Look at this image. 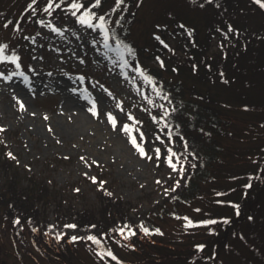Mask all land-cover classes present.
<instances>
[{"label": "rangeland", "instance_id": "1", "mask_svg": "<svg viewBox=\"0 0 264 264\" xmlns=\"http://www.w3.org/2000/svg\"><path fill=\"white\" fill-rule=\"evenodd\" d=\"M28 2L29 0H0V41L6 40L13 47L19 44L22 63L31 64L40 73L39 77L33 76L34 90H38L34 97L25 91L27 84L23 82V77H13L11 81L0 83V123L7 125L0 131V145L5 148L4 155L11 159L25 176L36 177L50 187H63L67 190V196H70L73 206L90 203L95 193L97 194L94 189L96 185L82 174L88 171L89 176L96 175L99 179L107 181L106 185L114 193L113 197L131 207L129 217L136 221L147 219L151 223L149 227H160L162 235L137 231L133 238L136 245L134 248L129 247V243L126 245L124 238L117 240L118 233H110V236H115L116 239H110L107 243L125 264H203L194 262L195 259L191 258L200 251L195 249L194 245L208 242L210 235H216L217 229L224 230L227 223L217 221L215 224H209V227L216 229L215 232H209L207 225L187 226L184 216L193 219L212 216L214 219V216L232 215V205L217 202L239 199L231 179L224 176L227 174L226 170L230 167L235 169L236 166L248 170L252 167L251 164L255 163L252 157L256 153H264V71L258 73V77L262 78V86L259 89L257 86H251L246 92L252 102L259 101L257 105L245 110L242 104L235 102L234 109L227 114L230 124L234 126L228 130L234 135L221 139L227 149L222 153L223 163L219 165V170L215 173L209 172L210 176L200 184L199 194L192 197L188 206L174 209L169 204L164 212L160 208L161 204L172 197L178 188L170 191L168 195H164L161 189H170L176 179L181 180L182 186L187 178V167L186 178L177 176L175 172L169 176L170 169L164 163L163 157L159 165L154 163L155 157L152 161L139 157L125 133L113 130L105 121L92 117L84 107L88 102L83 99L91 92L98 97L102 110L116 112L122 122L128 119V112L133 113L137 120L143 121L136 127L143 129L148 141V151L151 153L157 145L161 146L162 150L166 147L163 141L155 139L160 131L156 121L152 119L154 113L145 111L148 101L144 99L142 92L146 91L149 96L155 97L151 86L142 80L134 69H126L131 79L122 74L125 69L117 68V71L113 72L115 65H112L111 59H119L116 53L103 49L102 44H93V39L101 40L102 37H98L91 29L85 32L86 26L77 24L75 18L66 10H55L51 18L57 26L68 25L64 35L51 32L42 25L38 32L42 35H31L32 27L24 23L22 16ZM43 2L44 0H41V6ZM113 3L114 0H107L102 10L106 11ZM202 3L204 7L200 6ZM220 5L221 7H216V0H196L195 3L193 0H143L125 40L132 42L139 49L137 58L151 73L152 66L157 62L149 57V49L153 48L150 40L152 32L156 31L155 24L179 20L192 25L203 20L205 15H213L215 20L224 18L228 23L233 22L238 27L248 28L257 46L260 47L263 43L252 55L264 59V9L253 0H220ZM44 15L43 12L39 13L41 18H44ZM117 17H120L117 13L112 14L113 20ZM5 19L20 22L23 31L14 33L12 25L4 28ZM125 19L123 16L122 23ZM77 32H80L79 36L75 35ZM25 36L33 37L35 42L26 40ZM171 40L169 42L172 47L175 40ZM214 43L215 39H212L211 49H215ZM56 47L61 51L57 52ZM157 47L160 48L159 42ZM98 48L102 51H97ZM141 48L145 49L144 52ZM73 52L84 56V63L77 61L72 55ZM39 56H43L44 60H39ZM59 56H64L65 59L59 60ZM33 57L37 59L34 60ZM41 64L44 65L43 70L40 68ZM3 67H7L9 72L19 71L11 64H5ZM3 67H0V70H3ZM24 70L32 75L31 69ZM49 71L52 72L51 76L47 74ZM78 72L84 73L86 78L83 81L75 75ZM137 83L140 84L142 92L137 91ZM72 87L79 88L80 92H71ZM105 89H111L116 99L112 100ZM12 90H16L18 94L23 93V98L28 104L26 111L14 106ZM121 99L124 101V112L116 109V103ZM141 104L144 105L143 108L140 107ZM237 106L239 107L236 108ZM61 107L63 112L58 110ZM73 107L76 111L72 110ZM33 112L35 115L31 114ZM45 112L48 114L47 120L43 117ZM69 116L72 117L71 120L68 119ZM48 124L52 126L51 132L46 127ZM174 147L176 150L179 147L177 141ZM7 151H12L14 158L7 156ZM85 153L86 159L92 157L98 159L99 163L92 164L90 169L86 168L79 159ZM89 162L91 163V160ZM28 165H31V168ZM156 177L166 183H157ZM73 188H80L81 191L74 192ZM39 207L37 218L32 221H29L27 216L22 217L23 228L12 222L15 215L4 213L1 209L0 264H100L96 253L89 247V241H71L70 246L68 242L63 247H58L52 236L44 232L46 225L59 224L56 222L55 213L52 212L53 206L48 205L43 209ZM173 212L177 215L173 216ZM260 213L249 223L245 219L235 233L230 231V254L225 257V253L221 252L219 258H213L211 264H264V210ZM33 228L37 230L33 231ZM67 233L84 235L86 231L78 227L67 229ZM246 235L251 237L252 242ZM254 250L258 254H255ZM112 264H119V261H112Z\"/></svg>", "mask_w": 264, "mask_h": 264}, {"label": "trees", "instance_id": "2", "mask_svg": "<svg viewBox=\"0 0 264 264\" xmlns=\"http://www.w3.org/2000/svg\"><path fill=\"white\" fill-rule=\"evenodd\" d=\"M106 2L107 0H103V6ZM137 10L138 7L133 3L129 6V11L124 13L126 19L123 23L116 25V27L114 25L121 38L125 39L129 28L133 26L132 23L135 20L134 16ZM39 13L41 12L37 13L38 16ZM29 14L23 11L22 16L24 23L32 27L33 33L31 35H35L40 31L41 25L36 23L35 17L31 21L26 19ZM117 19L122 21V17H117ZM164 23L168 25V28L160 30L162 35L170 45V39L175 40V44L170 48H165L159 44L160 49L157 47L158 41L151 36L150 41L153 43V48L149 49V57L155 59L156 56H161L166 65L161 67L157 61L152 66L151 73L163 82L164 88L174 97L172 103L179 108V119H176L177 114H174L171 118L173 127L171 129L165 128L162 134L172 131L179 145L177 151L183 152L188 157V163L185 164L188 172L185 183L172 195L175 199L170 197L161 204L160 208L165 212L169 204L174 209H178L180 206H188L192 197L199 194L200 184L210 176L209 172L215 173L219 170V165L223 163L221 160L222 153L227 149L222 144L221 139L233 134L228 130L234 126L230 124L231 121L227 114L234 109L235 102L242 105L247 103L250 106H255L259 102H252L246 92L251 86H257L258 89L262 86L260 85L262 78L258 77V73L264 71L262 69L264 59H260L258 55L257 57L252 55L258 51L263 43L260 47L257 46L256 41L251 38L248 28L237 26L240 29L239 35L234 31H229L228 36H224L220 31V28L227 30L228 22L224 18L215 20L213 15L209 17L205 15L203 20L197 21L195 24L184 23L186 28L180 27L181 22L179 20L165 21ZM188 30H194L191 37L187 35ZM212 39H215V49H211ZM131 44L133 45L132 42ZM135 48L138 54L139 49ZM140 50L144 52L145 49L141 48ZM129 58L131 62L130 54ZM193 65L197 66L195 71ZM221 72L225 77L223 80L220 78ZM153 99L156 103L162 102L159 97L155 96ZM163 103L167 104V102ZM147 109L150 114L162 113V110L154 108L149 103ZM156 123L158 131L161 132V129L165 127L163 122L158 123L156 121ZM201 128L204 129V132L200 131ZM181 132L190 142L188 149L182 148ZM191 152H195L197 155L191 156ZM0 153V211L2 209L4 213L13 216L19 214L23 218L30 216L33 220L37 218L36 213L40 208L39 206L43 209L52 205V212L55 213L56 222L59 223L55 230H63L66 234H68L67 229L63 228V225L70 221H75L82 228H84L83 225L89 223L96 224L98 230L107 231L121 224V218L133 222L139 231L140 221L128 216L131 207L126 206L121 200L107 196L95 186L94 189L97 194L95 193L94 199L90 203L73 206L70 196H67V190L63 187H50L36 177L25 176L20 173L14 162L4 155L5 148L1 145ZM252 159L255 163H252V167H249L248 170L236 166L235 169L228 168L227 174H224L231 179L235 194L239 198L237 202L242 206L241 214L237 216L235 209L231 210L232 215L229 216L231 221L226 224L224 230L217 229L216 235H210L209 244L206 241L203 242L207 249H205V253L204 250L198 251L195 254L194 262L211 264L213 258H219L221 252H224L225 257H227L231 252L228 248L229 237L232 235L230 231L235 233L248 215L255 217L257 213L264 210V153H256ZM192 164H195V167H192ZM253 172L257 175L249 176V173ZM249 180L252 181V187L245 189L244 185ZM201 219H212V216L201 217ZM144 222L147 226H151L147 219ZM247 223H249L248 219ZM85 231L93 230L85 229ZM246 237L252 242L249 235ZM133 238L134 236L125 240L126 245L128 243L135 244ZM52 239L55 240L54 242L58 247H63L68 242V246H70L71 243L67 237L56 240L52 236ZM109 240L107 242H110ZM117 240H122L119 233ZM257 249L261 250L262 248ZM213 252H216L217 255L212 256ZM254 253L258 254L256 250ZM205 256L209 257V260L205 259ZM252 260L255 261V259Z\"/></svg>", "mask_w": 264, "mask_h": 264}, {"label": "snow or ice", "instance_id": "3", "mask_svg": "<svg viewBox=\"0 0 264 264\" xmlns=\"http://www.w3.org/2000/svg\"><path fill=\"white\" fill-rule=\"evenodd\" d=\"M143 0H114V3L106 10H102L103 6V0H44L42 6H41V0H29L27 3V6L23 9L25 13H30L26 19L32 20L33 17L36 18V23L39 25L44 26L47 29H50L51 32L64 35V30L68 28V25L63 26H57V23H54L52 21V17L54 15V11L57 9L66 10L68 14H70L72 17L75 18V22L81 26H86L84 28V31L87 32L89 29L93 30L98 37H102L101 40L93 39L91 42L93 44H102L103 49L110 50L111 52L116 53V55L119 57L118 60L111 59V57H108L111 59L112 65H115L113 67L112 71L116 72L117 68L119 69H125L123 71V75L127 77L128 79H131V77L128 74V71L126 69H134L136 73L139 74V76L142 78V80L149 83L151 86L152 92L154 93V96L159 97L162 101L161 103H156V101L153 99V97L149 96L146 91L142 92V89L140 87V84H136V89L138 92H142L144 99L148 101L150 105H152L154 108L162 110V113H157L152 115V119L154 121L163 122L164 128L161 129L160 133H157L155 136L156 140L163 141L166 147L163 148L157 145L154 147L153 152L148 151V141L147 137L143 131V129H137V124H142L143 121L137 120V117L133 115V113L128 112L126 115L128 117L125 121H120L118 119V115L116 112L112 110L104 109L102 110L99 106V100L96 95H93L91 92H88L86 96L83 97L85 101L88 103L84 105L86 108V111L90 113V115L94 118L101 119L105 121L113 130H118L120 132L125 133L126 138L130 145L132 146L133 150L137 153V155L141 158H144L148 161H152L155 157L154 163L156 165H159L161 162V157H163L164 163L168 166L170 171L168 172L169 176H172V173L175 172L177 176L181 178H186V168L185 164L188 163V157L183 154V152H178L174 145L176 143V137L172 131H167L166 134L164 133L165 128L171 129L173 127V124L171 122V118L174 114L176 115V119H179L178 113L179 108L175 104L172 103L174 97L171 93L167 92V90L163 86V82L159 81L157 76L153 75L149 72L147 68L143 66L142 63L139 62L137 58V52L136 48L133 47L131 43L126 42L125 39L121 38L120 34L115 30L114 25H119L122 23L121 19H115L113 20L112 14L117 13L120 17L124 16L125 12L129 11V6L135 3L137 7H139L140 4H142ZM196 0H193V3H195ZM207 2V0H205ZM253 2L258 5L261 9H264V0H253ZM201 7H204V4L202 3L200 5ZM216 7H221L220 0H216ZM38 12H43L44 18H41L37 15ZM171 16L172 13H169ZM9 25H12L13 32H22L23 29L21 27V23L13 20H3V27L8 28ZM181 28H186L187 26L181 21L180 23ZM168 25L165 23H157L155 24L156 31L152 32V36L159 42V44L163 45L165 48H170L171 45L168 43L167 39L162 35L161 31L162 29H167ZM227 30L225 28H220V31L224 34V36H228L229 31H234L237 35L240 33V29L236 26L235 23L229 22L226 26ZM194 30H188L187 35L191 37L193 35ZM42 35V33H37V36ZM75 35L79 36L80 32L75 33ZM26 40H33L35 42V39L30 36L24 37ZM194 42V41H193ZM115 45V46H114ZM50 47H55L54 45H49ZM223 47V45H221ZM247 47V45H245ZM20 45L17 44L16 46H11L9 42L6 40L0 41V67H3L5 64H11L14 65V68L19 71H12L9 72L7 67H3V70H0V78H2L3 81H11L13 77H23V82H26L27 87L25 91L29 93L30 96L34 97L38 94V90H34L35 87V81L33 80V76L39 77L40 73L37 72L36 68H34L31 64L24 65L22 63V56L21 52L19 51ZM55 50L57 52H60L61 49L59 47H56ZM97 51H102L101 49H96ZM172 51H175V49H172ZM103 55H107V53L102 52ZM129 54L133 58L130 62ZM72 55L75 57L77 61L80 63H84L85 57L77 55L75 52L72 53ZM33 59H37L36 57H33ZM39 60L43 61L44 57L39 56ZM59 60H64V56H59ZM155 59L159 62L161 67H165V60L161 56H156ZM196 65H193V70H196ZM28 68L31 69L32 75L30 76L27 71L24 69ZM40 68L43 70L44 65L41 64ZM49 76L52 75V72L49 71L47 73ZM65 75H68L65 73ZM75 75L79 77L81 81H83L86 77L84 73L78 72ZM220 78L223 80L225 79L223 72L220 74ZM226 82V81H225ZM98 84L99 82L96 81ZM103 87V86H101ZM108 93V96L115 100L116 96L112 93L111 89H105ZM71 92H80V89L77 87H72L70 89ZM85 92H87V89H85ZM11 96L15 102L14 106L17 107L20 110L26 111L28 108L27 101L23 98V93L18 94L16 90L11 91ZM167 102V104L163 103ZM169 105H171L169 107ZM140 107H144L143 104L140 105ZM242 107L247 110L250 108V105L247 103H244ZM116 109H118L120 112H124V101L121 99L116 103ZM60 112H63V108L61 107L58 109ZM73 111H76V108L73 107ZM148 109H145L147 111ZM32 115H35V113H31ZM43 117L45 120L48 119V114L45 112L43 113ZM69 120L72 119L71 116L68 117ZM129 121H135L136 123H130ZM7 127L6 124L0 123V131L5 129ZM48 130L52 131V126L50 124L46 125ZM201 132H204V129H200ZM210 135V133H209ZM180 139L182 142V148L188 149L190 148V142L187 138L184 137L183 133H180ZM6 144L7 141H4ZM7 156L14 158V153L12 151H7ZM191 156H196L197 154L195 152L190 153ZM87 156V153H85L83 156H80L79 159L82 161V163L85 165L86 168L90 169L92 167V164H98L99 160L94 159L92 157L85 158ZM67 158V157H66ZM115 159V157H113ZM91 160V163L89 162ZM19 162V161H17ZM192 167H195V164L191 165ZM29 168H31V165H28ZM85 177H89L90 180L96 185V188L100 191H102L104 194H106L109 197H113L114 193L110 191V189L106 186L107 181L99 179L96 175L89 176L88 171H84L82 173ZM257 173H249V176H255ZM156 182L159 184L166 183V181L161 180L160 177H156ZM181 186V180L176 179L170 189H164L162 188L161 191L164 195H168L170 191H175L177 188ZM245 189L252 187V181L249 180L247 184L244 185ZM74 192L79 193L81 191L80 188H73ZM217 195H220V193H217ZM175 199V197H172ZM218 203H227L234 207L235 213L237 216L241 214V204L237 201L233 200H227V201H217ZM199 211V209H197ZM173 216H176L177 213L173 212ZM29 221H32V217L27 218ZM122 219V223L118 226H114L113 228L108 229L107 231H101L97 229L96 224H86L83 225L85 229H92L93 231H88L84 235H79L77 233H72L71 235L66 234L63 230H53L57 228V225L54 223H50L46 225L44 228L45 234H50L51 236H54L56 240H61L65 237L71 241H79V240H85L89 241V247L96 253L98 259L100 260V264H112V261H119V264H125V261L121 260L117 254L113 251L112 247L108 245L107 241L109 239H116L115 236H110V233H119V236L127 240L129 237L135 236L137 233V228L134 226L133 222L129 220ZM247 219L249 221L253 220V215H248ZM184 221L187 226H194V225H209V224H215L217 221H222L224 223H229L231 221V217L229 216H217L214 219H193L188 216H184ZM14 224H17L20 228L24 227V224L22 223V217L21 215L17 214L15 215L13 221ZM39 226H37L38 228ZM78 224L75 221H70L69 223H66L63 225V228L65 229H78ZM37 228H33V231H36ZM53 230V231H50ZM139 230H142L144 234H163L162 229L160 227H149L145 224L143 220L139 222ZM209 232H215L216 229L214 227H209L207 229ZM243 235V233H241ZM35 243V241H34ZM129 247H135V244H129ZM194 248L197 250H203L206 248V245L204 243H196L194 245ZM217 253L213 252L212 256H216ZM192 259H196L195 256L191 257ZM205 259H209V257L205 256Z\"/></svg>", "mask_w": 264, "mask_h": 264}]
</instances>
